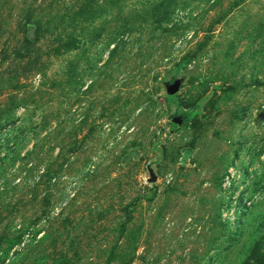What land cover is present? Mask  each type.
<instances>
[{"label": "rangeland", "instance_id": "obj_1", "mask_svg": "<svg viewBox=\"0 0 264 264\" xmlns=\"http://www.w3.org/2000/svg\"><path fill=\"white\" fill-rule=\"evenodd\" d=\"M0 264H264V0H0Z\"/></svg>", "mask_w": 264, "mask_h": 264}, {"label": "water", "instance_id": "obj_2", "mask_svg": "<svg viewBox=\"0 0 264 264\" xmlns=\"http://www.w3.org/2000/svg\"><path fill=\"white\" fill-rule=\"evenodd\" d=\"M177 90H178V83L177 82H173V83L168 85V92L170 94H174Z\"/></svg>", "mask_w": 264, "mask_h": 264}]
</instances>
